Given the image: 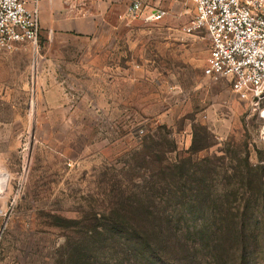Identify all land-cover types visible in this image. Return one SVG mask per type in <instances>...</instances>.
I'll use <instances>...</instances> for the list:
<instances>
[{"label": "rangeland", "instance_id": "obj_1", "mask_svg": "<svg viewBox=\"0 0 264 264\" xmlns=\"http://www.w3.org/2000/svg\"><path fill=\"white\" fill-rule=\"evenodd\" d=\"M133 2L0 48V264H264V95L205 75L191 0Z\"/></svg>", "mask_w": 264, "mask_h": 264}, {"label": "built area", "instance_id": "obj_2", "mask_svg": "<svg viewBox=\"0 0 264 264\" xmlns=\"http://www.w3.org/2000/svg\"><path fill=\"white\" fill-rule=\"evenodd\" d=\"M196 15L189 30H205L210 55L205 75L228 79L244 101L264 95V0H191ZM142 0H134L129 14L141 15ZM166 14L154 10L157 19ZM41 35L40 0H0V48L8 51L24 43L38 44Z\"/></svg>", "mask_w": 264, "mask_h": 264}, {"label": "crops", "instance_id": "obj_3", "mask_svg": "<svg viewBox=\"0 0 264 264\" xmlns=\"http://www.w3.org/2000/svg\"><path fill=\"white\" fill-rule=\"evenodd\" d=\"M130 0H40L41 35L96 37L103 25L123 16ZM144 3V0H142ZM33 6L34 0H27ZM40 35V36H41Z\"/></svg>", "mask_w": 264, "mask_h": 264}, {"label": "trees", "instance_id": "obj_4", "mask_svg": "<svg viewBox=\"0 0 264 264\" xmlns=\"http://www.w3.org/2000/svg\"><path fill=\"white\" fill-rule=\"evenodd\" d=\"M162 244L164 245L163 241H160V243L157 245L158 246L157 248L159 250H162V248H163V245Z\"/></svg>", "mask_w": 264, "mask_h": 264}]
</instances>
